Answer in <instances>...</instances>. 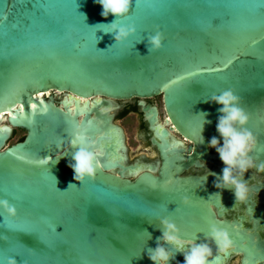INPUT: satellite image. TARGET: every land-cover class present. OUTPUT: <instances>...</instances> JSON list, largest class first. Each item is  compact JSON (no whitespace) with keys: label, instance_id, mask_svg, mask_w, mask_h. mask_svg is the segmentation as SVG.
<instances>
[{"label":"water","instance_id":"obj_1","mask_svg":"<svg viewBox=\"0 0 264 264\" xmlns=\"http://www.w3.org/2000/svg\"><path fill=\"white\" fill-rule=\"evenodd\" d=\"M101 12L94 0H0V200L17 210L8 218L0 208V264H152L161 218L182 236L201 229L190 221L201 180L111 173L123 133L105 116L79 119L82 99L162 96L169 121L205 148L219 138L221 107L207 101L231 89L264 155V0H133L125 17ZM114 20L135 34L116 44L106 33ZM157 31L163 46L149 51ZM52 93L71 98L61 108ZM15 130L25 136L8 146ZM77 130L101 153L83 183L68 166ZM244 240L242 263L264 262V241ZM177 255L170 264H184Z\"/></svg>","mask_w":264,"mask_h":264},{"label":"flooded vegetation","instance_id":"obj_2","mask_svg":"<svg viewBox=\"0 0 264 264\" xmlns=\"http://www.w3.org/2000/svg\"><path fill=\"white\" fill-rule=\"evenodd\" d=\"M45 97L53 98L57 106L64 108L63 102L69 101L71 94L52 93ZM81 102L77 111L79 119L87 114L94 119L105 116L110 120V125L123 133L124 141L110 159L113 164H118L111 173H122L131 180L142 174L157 178L201 180L194 192V214L190 216L191 223L201 229H189V234L181 236L186 240L196 239L200 243L211 227L210 218H214L228 231L234 246L228 253L219 254L213 245L209 264H243L244 254L237 242L244 245L245 233L253 241H264V170L260 169V165L264 164L262 153H257L255 149L251 153L256 167L245 174V179L252 192L245 203L235 204L234 193L226 189L219 196V190L214 186L216 176L207 175V169L210 173L222 175L224 165L219 154L215 149H209L208 144L205 148H199L178 131L168 119L162 96L131 99L98 97L89 99L88 105H85V99ZM67 106L72 111L75 109L71 101L67 102ZM176 253L177 260L184 262L183 255ZM256 264L264 262L256 261Z\"/></svg>","mask_w":264,"mask_h":264},{"label":"clouds","instance_id":"obj_3","mask_svg":"<svg viewBox=\"0 0 264 264\" xmlns=\"http://www.w3.org/2000/svg\"><path fill=\"white\" fill-rule=\"evenodd\" d=\"M94 2L102 7L100 14L107 19L109 15L116 18L127 16L133 0H94ZM108 25L110 31L106 33L113 35L116 44L123 43L136 32L134 26H121L115 20ZM163 40V33L157 31L147 38L146 46L149 51H157L162 48ZM207 102L221 106L218 109L220 115L216 125L219 138L213 136L207 146L209 149H215L224 165L222 175L210 173L209 169H207V175L216 176L214 186L219 190L217 193L219 196V193L227 189L234 193L235 204L245 203L252 192L245 179V174L256 167V161L251 153L256 147L257 139L246 127L250 119L249 114L241 106V98L231 89L222 90L218 95L212 94ZM201 114L203 117L207 115L206 113ZM204 121L205 124L207 121L205 119ZM204 124L200 129L199 144L204 143L202 135ZM73 149L75 151H71V161L68 164L73 170V179L79 183H83L86 179L94 180L97 170L100 168V161L86 131L77 130L74 132L69 140L67 154ZM260 169L264 170V164L260 165ZM207 175L204 176L205 179ZM188 200V197L183 198L185 204L188 203ZM0 208L8 218H15L17 215L16 207L11 205L7 199L0 200ZM159 224L162 235L157 238V246L147 250V257L152 261V264H170V261L175 258L176 253L165 245H170L176 252L181 253L184 257V264H209V259L213 256V245L219 254H226L234 247L228 231L217 225H212L205 234L204 240L197 243L196 239L186 240L183 238L180 235V229L169 218H161ZM149 237H151L150 233ZM0 238L7 240L6 236ZM7 264H17V260L14 257H9Z\"/></svg>","mask_w":264,"mask_h":264},{"label":"rangeland","instance_id":"obj_4","mask_svg":"<svg viewBox=\"0 0 264 264\" xmlns=\"http://www.w3.org/2000/svg\"><path fill=\"white\" fill-rule=\"evenodd\" d=\"M25 136V132L22 130H15L13 133L12 138L9 140L8 142V146L9 145H13L19 141H21Z\"/></svg>","mask_w":264,"mask_h":264},{"label":"bare ground","instance_id":"obj_5","mask_svg":"<svg viewBox=\"0 0 264 264\" xmlns=\"http://www.w3.org/2000/svg\"><path fill=\"white\" fill-rule=\"evenodd\" d=\"M40 96H42L41 94H40ZM0 120H4V117H1V119Z\"/></svg>","mask_w":264,"mask_h":264},{"label":"snow or ice","instance_id":"obj_6","mask_svg":"<svg viewBox=\"0 0 264 264\" xmlns=\"http://www.w3.org/2000/svg\"><path fill=\"white\" fill-rule=\"evenodd\" d=\"M98 155H100L101 153L100 152H97Z\"/></svg>","mask_w":264,"mask_h":264}]
</instances>
